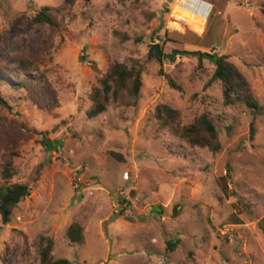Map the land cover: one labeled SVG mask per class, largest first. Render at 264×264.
<instances>
[{
  "label": "rangeland",
  "instance_id": "1",
  "mask_svg": "<svg viewBox=\"0 0 264 264\" xmlns=\"http://www.w3.org/2000/svg\"><path fill=\"white\" fill-rule=\"evenodd\" d=\"M203 1L212 5L206 22L176 10V0H75L53 33L30 17L61 0H0V185L30 188L10 221L0 219V264H38L39 236L70 264H264V0ZM23 40L40 63L17 78L9 59L23 54ZM152 46L171 59L147 58ZM210 50L228 57L263 111L222 105L213 64L199 60ZM132 59L145 63L137 106L87 119L98 78ZM39 76L53 87L54 109L18 88ZM159 104L179 112L172 126L204 112L223 117L220 151L159 128ZM4 167L15 171L7 181ZM71 223L82 245L69 246Z\"/></svg>",
  "mask_w": 264,
  "mask_h": 264
},
{
  "label": "trees",
  "instance_id": "2",
  "mask_svg": "<svg viewBox=\"0 0 264 264\" xmlns=\"http://www.w3.org/2000/svg\"><path fill=\"white\" fill-rule=\"evenodd\" d=\"M89 2L90 0H85ZM62 5L59 8L39 7L33 11L30 20L38 27H46L53 33H58L60 25L65 17L66 7H71L75 0H61ZM31 8V5L30 7ZM264 16V11H262ZM166 32V31H165ZM165 33V37H166ZM160 50V47H159ZM87 51L84 47L81 52V58ZM22 55H14L9 62L15 65V75L17 78L24 77L29 72H37L39 69L40 56L38 48L29 47L26 40L22 41ZM209 53H200L199 60L207 58L214 66L211 82L218 81L221 85L222 105L224 107L234 106L242 103L252 113L263 111L258 103L253 99L248 86L242 75L237 69L227 61V56H218L212 50ZM145 70V63L140 60H130L128 63H112L104 73L98 78V84L93 87L89 93L90 108L86 112L87 119H93L105 113L110 105L122 107L124 109L137 106L140 89L142 86V74ZM159 76L165 78L167 85L177 91H181L180 86L173 83L169 76L158 72ZM23 94L32 95L35 98H43L51 109L55 108V92L51 83L44 77L38 79L25 78L18 87ZM0 104L6 106L0 98ZM153 117L159 128H168L173 137L185 142L190 147L206 149L211 153H217L221 149L219 142V123L225 120L221 116H214L211 113L204 112L196 117L190 124L176 125L172 124L179 117V112L166 104H159L154 108ZM229 132L230 127H224ZM41 143L46 147V133ZM108 155L122 163L121 155L109 152ZM15 171L10 167L1 168V179L7 181L12 178ZM34 181L39 175V168L35 170ZM220 186L223 192H227L226 179L219 178ZM30 194V188L26 184L0 185V219L3 224L10 221L11 216L22 202ZM235 218V217H233ZM236 220V219H235ZM235 222H238L237 220ZM66 240L69 246L82 245L84 235L82 227L77 223H71L65 232ZM38 248V264H70L66 259H56L53 256V241L49 237L39 236L36 242Z\"/></svg>",
  "mask_w": 264,
  "mask_h": 264
},
{
  "label": "built area",
  "instance_id": "3",
  "mask_svg": "<svg viewBox=\"0 0 264 264\" xmlns=\"http://www.w3.org/2000/svg\"><path fill=\"white\" fill-rule=\"evenodd\" d=\"M175 9L186 15L204 19L206 22L212 11V5L203 0H176ZM171 21L172 15L170 16Z\"/></svg>",
  "mask_w": 264,
  "mask_h": 264
},
{
  "label": "water",
  "instance_id": "4",
  "mask_svg": "<svg viewBox=\"0 0 264 264\" xmlns=\"http://www.w3.org/2000/svg\"><path fill=\"white\" fill-rule=\"evenodd\" d=\"M153 57L156 60H162L168 58L171 59L172 55H165L162 54V52L159 50L158 46H152L149 50V53L147 55V58Z\"/></svg>",
  "mask_w": 264,
  "mask_h": 264
}]
</instances>
